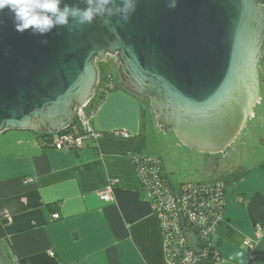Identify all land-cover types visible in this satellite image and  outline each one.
Instances as JSON below:
<instances>
[{
  "label": "water",
  "instance_id": "1",
  "mask_svg": "<svg viewBox=\"0 0 264 264\" xmlns=\"http://www.w3.org/2000/svg\"><path fill=\"white\" fill-rule=\"evenodd\" d=\"M170 2L136 0L125 22L115 0L90 24L70 15L45 35L17 32L8 10L0 12V135L70 128L75 109L95 96L97 63L112 57L125 90L150 102L164 133L225 156L261 104L264 0ZM0 264H11L1 243Z\"/></svg>",
  "mask_w": 264,
  "mask_h": 264
},
{
  "label": "crops",
  "instance_id": "2",
  "mask_svg": "<svg viewBox=\"0 0 264 264\" xmlns=\"http://www.w3.org/2000/svg\"><path fill=\"white\" fill-rule=\"evenodd\" d=\"M260 67L262 99L264 57ZM148 125L139 98L117 89L94 116L99 138L80 151L56 150L38 132L0 135V242L11 264H167L160 220L132 161L147 155ZM260 150L256 164L235 161L210 177L229 184L213 237L220 259L197 264H264V139ZM110 178L120 183L106 204L98 194Z\"/></svg>",
  "mask_w": 264,
  "mask_h": 264
},
{
  "label": "built area",
  "instance_id": "3",
  "mask_svg": "<svg viewBox=\"0 0 264 264\" xmlns=\"http://www.w3.org/2000/svg\"><path fill=\"white\" fill-rule=\"evenodd\" d=\"M95 96L87 104L75 109V122L70 128L51 133L50 143L54 149L80 151L87 147L88 141H97L100 134L93 126L95 114L92 111ZM119 134L124 138L129 137L126 131ZM132 161L142 190L150 198L154 213L160 220L167 264L219 260L220 253L216 251L211 256L209 247L215 248L213 237L226 211V184L184 183L175 187L169 176L164 175L161 158L136 155L132 156ZM119 183L118 178H110L107 187L98 194L100 200L106 204L113 203V188ZM53 219L59 220V214H54ZM257 229L262 230L260 227ZM202 239L204 246L200 247ZM245 246L253 250L255 244L246 241ZM51 255L54 256V253Z\"/></svg>",
  "mask_w": 264,
  "mask_h": 264
},
{
  "label": "rangeland",
  "instance_id": "4",
  "mask_svg": "<svg viewBox=\"0 0 264 264\" xmlns=\"http://www.w3.org/2000/svg\"><path fill=\"white\" fill-rule=\"evenodd\" d=\"M97 67L101 72L111 74L114 81L119 80L118 66L114 58L108 57L104 62H98ZM260 102L254 110L255 116L227 149L225 156L193 151L183 145L173 131L164 133L157 125L150 102H147L143 104L149 124L145 134L146 153L161 158L164 171L175 187L184 183L215 182L214 178L210 177L221 172H231L228 169L233 167L235 161L252 166L263 155L260 149L261 140L264 139V94ZM218 182L226 184L228 195L229 184Z\"/></svg>",
  "mask_w": 264,
  "mask_h": 264
},
{
  "label": "clouds",
  "instance_id": "5",
  "mask_svg": "<svg viewBox=\"0 0 264 264\" xmlns=\"http://www.w3.org/2000/svg\"><path fill=\"white\" fill-rule=\"evenodd\" d=\"M86 9L60 8L61 0H0V12L5 9L13 18L15 30L20 33L31 30L33 35H45L57 26L68 24V18L78 17L80 24H90L96 15L106 10L115 0H87ZM176 0H171L169 8H176ZM136 10V0H121L119 11L125 22ZM46 43V41H44Z\"/></svg>",
  "mask_w": 264,
  "mask_h": 264
},
{
  "label": "trees",
  "instance_id": "6",
  "mask_svg": "<svg viewBox=\"0 0 264 264\" xmlns=\"http://www.w3.org/2000/svg\"><path fill=\"white\" fill-rule=\"evenodd\" d=\"M108 77H110V79H108ZM117 89H123V90L125 89L123 84H122L121 79L119 78L118 81H114L113 76L111 74H107V73H104V72L100 71V85L97 87L96 96H95V99H94L93 104H92V111H93L94 114H96V112L98 111V109L102 105L106 95L110 91L117 90ZM38 135H39V137L44 138L47 141H51L50 140L52 138V134L51 133L38 132ZM141 143H142L141 146H143V144H145V137L142 138ZM136 155H138V156L139 155L146 156V155H143L141 152L132 154V156H136ZM162 167H164V166L162 165ZM164 175L168 176V174L166 172H164ZM199 183H201V182H199ZM226 200H227V196H226ZM202 243H203V239L199 243L200 247L203 245ZM1 246H2V244H1ZM209 248H210L209 250H210V253H211L210 255L211 256L213 255L214 252L218 251L216 247L214 248V247L210 246ZM2 249H3L4 253H5V255L8 257V255H7L6 251H5V249L3 248V246H2Z\"/></svg>",
  "mask_w": 264,
  "mask_h": 264
}]
</instances>
